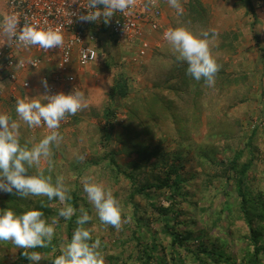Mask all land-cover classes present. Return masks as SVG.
Instances as JSON below:
<instances>
[{"label":"trees","instance_id":"trees-1","mask_svg":"<svg viewBox=\"0 0 264 264\" xmlns=\"http://www.w3.org/2000/svg\"><path fill=\"white\" fill-rule=\"evenodd\" d=\"M190 9V24L199 26L198 35L205 30L215 33L209 37L211 54L219 65L215 84L209 87L203 79L196 81L188 75L187 64L177 59V53L174 56L177 73L172 74L173 67L171 72L167 69L165 78L168 79L164 84L156 83L142 96H129L127 79L116 76L107 96L110 103L115 97L126 100L123 130L114 135L120 148L109 149L100 155L111 142L112 120L116 116L115 107L106 102L104 121L98 127V133L89 137L91 158L80 170L76 160L71 161V166L78 170L77 179L92 164L96 169L108 170V178L114 183H118L120 178L127 183V192L117 203L122 216L127 218L123 226L128 235L118 239L117 251L105 254L104 264H264V175H256V163L264 152V145L259 147L260 141L264 143V125L239 123L237 132L233 128L231 135L225 134L227 127L222 128L223 132L219 130V126L229 118L226 110L233 105L230 100L247 103L254 100L248 97L252 92L251 72L228 70L229 57L237 56V33L212 29L207 10L200 0H190ZM107 27L106 23L100 25L101 31ZM107 44L118 45L112 35L107 37ZM262 60L264 74V52ZM259 92L260 96L264 94L260 89ZM138 93L139 90L135 94ZM203 122L209 137L204 136L196 142L192 135ZM210 137L217 141L210 142ZM167 138L173 144L171 149L162 145ZM223 138L230 140L220 148ZM19 140L22 145L26 144ZM51 146L42 169L55 184L60 175L55 147ZM185 150H189L187 154L194 159L200 175H203L200 186L219 180L212 191L213 197L220 196L218 204L214 205L209 200L204 205L201 199L189 198L187 188L193 175L186 178L179 162ZM216 152L222 154V159L217 158ZM120 153L124 163L118 160ZM172 157L175 160H171ZM38 171L33 165L29 174H37ZM81 186L78 183L69 186L67 195L71 200L62 202V208L71 204L77 210L70 220L59 217L58 208L52 205L58 198L49 200L46 196L21 197L0 192V208H10L17 214L40 210L48 223L50 216L57 214L56 224L64 222L67 240L70 241L77 227L79 198L84 202ZM163 198L165 202L162 203ZM183 202L187 203L189 212L182 211ZM197 208H202V211H196ZM55 241L53 235L47 247L27 251L52 256ZM232 246L238 247L232 250ZM23 251L25 249L18 248L11 240L0 241V264H30L21 255Z\"/></svg>","mask_w":264,"mask_h":264},{"label":"clouds","instance_id":"clouds-1","mask_svg":"<svg viewBox=\"0 0 264 264\" xmlns=\"http://www.w3.org/2000/svg\"><path fill=\"white\" fill-rule=\"evenodd\" d=\"M132 0H88L87 11L79 17L81 21L103 20L107 23L116 12H124L131 5ZM171 8L178 15L183 13L180 0H168ZM102 6V7H101ZM2 31L9 43L17 46H38L41 49L58 48L63 45V33L59 29L43 28L37 24L25 22L19 26L17 17L6 15L0 21ZM209 31H202L199 35L180 26L168 28L164 33V39L170 44L172 50L177 53V59L186 62V73L196 81L201 79L209 86L215 84V75L219 71V65L213 58L210 46ZM45 88L42 99L18 98L15 111L20 120L29 127L40 126L43 122L48 129L53 130L44 136L38 143L29 147L22 145L19 140V123L11 121L7 114H0V192L14 193L21 197L46 196L49 200L58 198L64 202L71 200L67 195L68 189L63 183L62 177H57L55 184L51 177L44 175V170L39 169L37 174H29L33 165L39 166L41 158L50 155V145L58 143L62 137L56 129L60 127V121L66 115H75L77 111L86 106L82 92L75 90L70 93L58 92L48 94L47 80L41 82ZM79 159L83 160L84 156ZM83 191L87 195V201L94 207L100 221L110 224L115 228L120 227L121 209L111 190L103 184L94 182L91 177L82 178ZM77 210L66 204L59 210V217L70 220ZM80 215L76 219L77 227L72 237L61 249V253L52 259V264H104V258L100 251V240L92 239L91 232L84 227L91 220L87 209L81 205ZM44 213L32 209L17 214L10 208H0V241L11 240L18 248L25 249L21 255L30 264H39L43 259L38 251L27 249L45 248L51 242L54 235V226L43 218Z\"/></svg>","mask_w":264,"mask_h":264},{"label":"rangeland","instance_id":"rangeland-1","mask_svg":"<svg viewBox=\"0 0 264 264\" xmlns=\"http://www.w3.org/2000/svg\"><path fill=\"white\" fill-rule=\"evenodd\" d=\"M4 16V0H0V21L3 20ZM183 27L191 30L198 35V25L195 24L194 26H192V24L186 23ZM107 30L110 32V27H107ZM0 33H2V31H0ZM157 33L158 30H155V32L153 33L154 35L156 34L153 37L155 38V40H157V44H154V42H152L154 44L153 50L149 52L147 56L138 58V60H134L132 58L133 55H131L130 51L129 53L126 52L127 48L125 49L121 45L110 46L109 44H107V40L105 39L102 42L103 54L100 56L98 62H94L82 68V71L86 70L85 74L87 75L86 77H84L85 79L79 83L75 82L73 84H64L61 88L60 92L62 91L66 94L70 93L74 88L75 90L82 92L85 97L86 103V106L77 111L75 115H66V118L60 121V127L55 131L59 133L62 139H60L58 143H53L52 146L50 145L51 147H55V159L58 160V165L56 166H58L57 169H59V175L63 178V183L67 188L74 183H78L80 187V185L82 184V178L91 177L94 182L101 183L106 189L111 190L116 200H119L127 192V183L124 178H120L121 180L118 183H114L112 179L108 178V170L103 168L96 169V165L91 164L89 167H87L80 178L77 179L76 175L78 170H80L84 166L83 164L87 162L92 156L90 146L88 145L89 137L93 133H98V127H101L104 121L103 113L105 112L104 105L106 102H108L109 104L112 103V108L115 107L116 116L114 120H112L114 125L112 126L111 130V142L110 144L107 143L105 151H101L100 155H103V153L106 154L109 149L118 150L120 148V144L114 138V135L116 132L123 130V123L125 119L123 112L126 108V100L125 98L123 99L115 97V99H113L111 103L109 102L110 100L107 96V93L113 85L114 78L117 76L127 79L128 87H130L129 96H142L144 94H147V91H150V89L154 87L153 85H155L156 83L160 84V86L164 84V82L168 79L165 78L167 69L170 70L173 67L172 69H174V71L172 72V74L177 73V69L175 68L177 66L174 64L176 61L174 57L176 53L172 50L170 44L167 41L160 40V38L162 37L159 38L160 34ZM4 38V36L0 37V46H3L6 43ZM261 44L262 48H264V39L263 41H261ZM261 50L263 51V49ZM257 52L256 54L254 53V51H251V53L247 52V56L245 55V58L242 57L243 60L239 59L237 56L229 57L228 59V70L233 72L244 70L251 72L249 77L252 82V92H250L248 97L254 100H250V102L248 103L246 101L233 102L232 100H230L233 105L230 109L226 110L229 118H227V122L219 126L220 132H223L222 128L227 127V131L225 129L224 132L225 134L231 135V133H234L235 131L237 132L239 123L242 125H246V123H249L250 126H252V124L254 123H260V126L262 127L264 125V94L261 93V96L263 95V97H261L259 92V89L260 91H264V74L261 69V56L264 51L261 53V55H259V49H257ZM235 59H238L239 61H236ZM253 62L255 63L252 65ZM251 65L252 67H250ZM50 68L51 65L49 62L44 60L41 61L40 69H44L45 74L48 77ZM14 72L18 74L19 69L17 67H14ZM169 72H171V70ZM66 86H68V88H65ZM138 90L139 93L135 94ZM43 94H45V91L40 95ZM40 95L28 96L30 98L42 99ZM16 101L17 100L14 98L5 97L4 100H2L0 103V114H7L9 117L10 115H12V117L10 118V122L17 121L20 125L18 130L19 139L25 141L26 144L31 147L32 145L38 143L41 139H43L44 136L50 134L53 130L48 129L43 122L40 126L29 127L27 123L20 120L15 111ZM204 124L205 122H203V125L201 127L194 130V133L192 135L194 141L200 142L204 138V136L209 137ZM233 128L235 129L234 132ZM229 140L230 138H223V140H220V148L221 145L225 144ZM209 141L213 142L217 140H212V138L210 137ZM162 145H165L167 149H171L173 146V144L169 141V138L163 140ZM263 145V141H260L259 147L262 148ZM187 153H189V150H185L182 153V159H180L179 162L183 165L181 171L185 172L186 178H188L189 175H193L189 179V187L187 188L190 195L189 198L191 200L201 199V202H204V205H207L209 203V200L214 205L218 204V202H220V196L213 197L212 191L213 188H215V186L219 184V180H213L211 185L208 186H200L199 183L203 175H200V170L198 166L195 165L194 159ZM215 155L218 159H222L223 157L219 152H216ZM263 155L264 152L260 154L256 163L258 167L256 175L259 177L264 175ZM80 156H84V159H79ZM117 157L120 162L124 163V157L121 153ZM72 160H76L75 162L78 170L77 168H73L71 166ZM171 160H175V158L172 157ZM104 161L107 162V160ZM45 165L46 158H41L40 165L35 166L38 169H41ZM81 187V195H83L84 197V202L82 198H79V209L81 205H83L84 208L88 210L91 220L87 223L86 227L89 228V230L92 232V235L94 237V239L92 238L93 240L97 238L100 240V247L98 250L104 258L105 254L117 251L118 248L116 247V244L121 236L128 235V231H126V228L123 226L124 224L126 225L127 218L123 217L121 214V223L118 229L110 224L102 223L94 207L87 201V195L83 191V184ZM161 202H165V199L163 198ZM52 205L60 210L63 206V203L58 200ZM181 209L184 212L188 211V205L186 202H183ZM196 211L200 212L202 211V208H197ZM78 215H80V212ZM57 218V214H53L49 218V223H52L55 229V253L52 256L50 254H41L43 259L39 262V264H52L51 260L59 255L61 253L62 247L69 242L67 240L64 222H62V224H56ZM151 227L153 228V226ZM237 247L238 246H232V250L237 249ZM7 250L9 251V248ZM13 252H15L14 248ZM11 256H13V254ZM105 261L106 258H104V263Z\"/></svg>","mask_w":264,"mask_h":264},{"label":"built area","instance_id":"built-area-1","mask_svg":"<svg viewBox=\"0 0 264 264\" xmlns=\"http://www.w3.org/2000/svg\"><path fill=\"white\" fill-rule=\"evenodd\" d=\"M4 5L5 16L14 14L19 26L27 22L43 28L59 29L64 42L58 48L45 50L38 46H17L9 43L6 37V43L0 46V93L4 81L10 84L12 95L18 86L28 88L29 81L20 78L14 72V67L37 68L42 60L51 63L53 69L51 78L41 75V82L47 80L48 94L60 92V85L74 83L75 77L69 73V69H81L98 62L103 54L102 42L111 35L118 45L130 48L134 60L147 56L157 44V40L153 44L150 37L159 28L161 11L156 0H132L128 9L114 13L106 23L110 32L106 29L101 31L103 20L95 22L79 19L91 11L88 0H4ZM160 37L164 39L163 32Z\"/></svg>","mask_w":264,"mask_h":264},{"label":"crops","instance_id":"crops-1","mask_svg":"<svg viewBox=\"0 0 264 264\" xmlns=\"http://www.w3.org/2000/svg\"><path fill=\"white\" fill-rule=\"evenodd\" d=\"M156 3L161 11L160 16L158 17L159 34L162 32L164 33L170 27L175 28L180 27V25L184 26L186 23H190V0H180V3L183 7V13L180 15L176 13L175 9L170 7L168 0H156ZM200 3L207 10L208 23L211 28L216 30H230L237 33V57L239 59H242V57L245 58L244 56L247 54V52L251 53V51H254L256 54L257 49L260 50L259 55H261L263 52L261 50L263 49L261 41L264 39V0H200ZM148 12L151 11L149 10ZM105 31L108 30L106 29ZM155 35L152 34L150 36L152 42L156 41L153 37ZM1 36H4L6 41V35L3 32L0 33V37ZM160 40L166 41L162 38H160ZM123 47L125 49L127 48L126 52L129 53L130 48L128 46ZM236 61L239 60L237 59ZM254 63L255 62H253L252 65ZM50 65L51 68L49 69V77L51 78L53 65L51 63ZM252 65L250 67H252ZM261 67H263V65H261ZM85 72L86 70L82 71V68L76 69L72 67L69 69V73L73 74L75 77L74 83L83 81L85 79L84 77L87 75ZM18 74L20 78L29 81V87L23 89L18 86L14 89V94L12 95L10 94V92L12 93L10 84L7 81H4V87L0 93V103L5 97L14 98L17 100L18 98H24L28 95L37 96L45 91V88L40 80L41 75L45 74L44 69H40V67L19 69ZM62 87L63 85H60V90ZM65 88H68V86Z\"/></svg>","mask_w":264,"mask_h":264}]
</instances>
